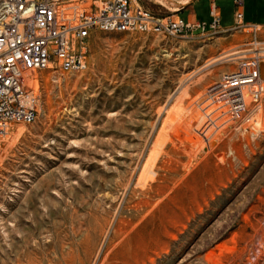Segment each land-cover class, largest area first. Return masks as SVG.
Returning <instances> with one entry per match:
<instances>
[{
  "label": "rangeland",
  "instance_id": "obj_1",
  "mask_svg": "<svg viewBox=\"0 0 264 264\" xmlns=\"http://www.w3.org/2000/svg\"><path fill=\"white\" fill-rule=\"evenodd\" d=\"M216 6L223 32L93 30L84 71L31 74L35 120L0 134V264H264V92L238 116L205 101L248 52L264 70V28L253 45Z\"/></svg>",
  "mask_w": 264,
  "mask_h": 264
},
{
  "label": "built area",
  "instance_id": "obj_2",
  "mask_svg": "<svg viewBox=\"0 0 264 264\" xmlns=\"http://www.w3.org/2000/svg\"><path fill=\"white\" fill-rule=\"evenodd\" d=\"M234 28L252 30V44L262 24L244 21V1L234 0ZM209 24L181 17L160 18L132 0H0V134L9 123L36 118V95L27 79L32 73L59 69L71 73L87 68L88 38L93 30L163 34L177 37L193 30L225 31L213 3ZM260 51L239 59L222 73L205 101L238 116L264 92ZM248 55V56H246Z\"/></svg>",
  "mask_w": 264,
  "mask_h": 264
},
{
  "label": "crops",
  "instance_id": "obj_3",
  "mask_svg": "<svg viewBox=\"0 0 264 264\" xmlns=\"http://www.w3.org/2000/svg\"><path fill=\"white\" fill-rule=\"evenodd\" d=\"M209 1L210 0H208V10H209ZM216 1L217 0H214L213 2L215 5H216ZM219 1L225 2L227 7L230 9L231 21L228 24L233 25L235 23L234 13L236 9L234 5V0H219ZM243 1H244V7H243L244 21L248 23H256V24L264 25V0H243ZM198 2L199 0H193L192 4L184 8V10L187 11V13H184L183 17L181 18H183L186 21H189L190 17L194 16L195 19H201L202 21L206 22L205 20L200 18L199 15L194 11L195 6ZM188 10H191V11H188ZM217 11L219 12L221 16V22H222L224 9L217 6ZM209 16H210V12H209ZM210 19H211V16H210Z\"/></svg>",
  "mask_w": 264,
  "mask_h": 264
},
{
  "label": "bare ground",
  "instance_id": "obj_4",
  "mask_svg": "<svg viewBox=\"0 0 264 264\" xmlns=\"http://www.w3.org/2000/svg\"><path fill=\"white\" fill-rule=\"evenodd\" d=\"M29 79V78H28ZM7 132V131H6Z\"/></svg>",
  "mask_w": 264,
  "mask_h": 264
}]
</instances>
